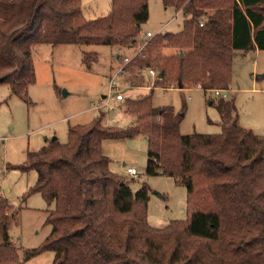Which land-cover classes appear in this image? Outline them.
Masks as SVG:
<instances>
[{
    "label": "trees",
    "instance_id": "obj_1",
    "mask_svg": "<svg viewBox=\"0 0 264 264\" xmlns=\"http://www.w3.org/2000/svg\"><path fill=\"white\" fill-rule=\"evenodd\" d=\"M162 3L185 15L183 28L144 41L123 68L134 86L153 67L155 87L228 88L236 52L264 50V0ZM148 19V0H111L110 12L95 19L85 17L81 0H0V84L28 102L35 46L129 48ZM167 48L176 52H163ZM97 58L85 53L86 68ZM217 108L220 133L183 135V115L154 106L151 91L129 100L126 112L135 121L127 128L104 126L100 113L90 123L69 126L66 142L55 139L29 151L26 164L17 167L37 173L26 195L43 197L51 232L20 255L9 234L16 212L0 194V264H24L46 251L55 253L52 264H264V135L239 124L234 100L221 99ZM135 136L146 139V173L186 187V219L152 226L151 188L144 184L133 192L111 171L103 141Z\"/></svg>",
    "mask_w": 264,
    "mask_h": 264
},
{
    "label": "rangeland",
    "instance_id": "obj_2",
    "mask_svg": "<svg viewBox=\"0 0 264 264\" xmlns=\"http://www.w3.org/2000/svg\"><path fill=\"white\" fill-rule=\"evenodd\" d=\"M81 1L87 19L105 16L111 10V0ZM148 5L149 19L140 26L136 45L117 48L97 44H40L33 48L36 80L29 87L28 102L11 95L8 85L0 84V194L16 212L9 234L20 255L24 249L39 247L50 234L51 225L45 223L48 206L43 197L39 193L26 195L35 184L37 173L22 171L17 166L26 164L29 151H37L55 139L66 142L71 125L90 123L104 113V126L127 128L135 121L126 112L129 100L145 97L152 91L154 106H172L175 113L183 115L179 126L183 135L220 133L221 115L217 105L221 99L234 100L241 126L264 135V50L236 52L226 98L205 93L200 87H155L156 78L146 70L135 86L124 73H118L123 61L118 54L132 58L147 40V31L155 35L176 33L183 28L182 12L177 14L175 8L165 7L162 0H148ZM87 52L98 56L90 69L83 62ZM163 52L176 50L167 48ZM112 79L117 83L116 89L124 94L121 102L113 96L115 91L110 90ZM102 151L111 160V171L129 182L133 192L144 184L151 188L147 214L152 226L165 227L172 220L187 218L186 187L173 177L146 173L148 155L144 137L108 139L103 141ZM124 163L126 167H135L139 177L127 174ZM54 258V252L46 251L24 264H52Z\"/></svg>",
    "mask_w": 264,
    "mask_h": 264
},
{
    "label": "built area",
    "instance_id": "obj_3",
    "mask_svg": "<svg viewBox=\"0 0 264 264\" xmlns=\"http://www.w3.org/2000/svg\"><path fill=\"white\" fill-rule=\"evenodd\" d=\"M203 24H204V21H200L199 25L203 26ZM155 35L152 32H147L146 33V38H147V40H149L152 37H154ZM130 59L131 58H127V57L123 58V61H122L121 67L118 70V73L119 72L124 73V69L123 68L130 61ZM146 71L148 72L149 75L153 76L154 78H157V73L152 68H147ZM109 87H110L111 91H115L113 96L115 97L116 100H123L124 99V94L122 92H120L119 89H116L117 88V83H116V81L114 79H112L110 81ZM229 91H230V87L224 88V89L216 88V89L210 90V92H212L214 95L220 96L222 98L228 97V92ZM126 171L133 177H137L138 178L139 175H140V173L137 171V169L135 167H127Z\"/></svg>",
    "mask_w": 264,
    "mask_h": 264
},
{
    "label": "crops",
    "instance_id": "obj_4",
    "mask_svg": "<svg viewBox=\"0 0 264 264\" xmlns=\"http://www.w3.org/2000/svg\"><path fill=\"white\" fill-rule=\"evenodd\" d=\"M179 12H181V11L179 10L177 14H179ZM161 29H162V28H161ZM161 29H160V30H161ZM147 32H151V31H147ZM147 32H146V33H147ZM157 33H158V32H157ZM256 50H258V49H256ZM117 57L119 58V54H118ZM125 57H127V56L124 55L123 58H125ZM127 58H128V57H127ZM121 60H123V59H121ZM231 91H232V90H231ZM123 100H124V99H123ZM121 101H122V100H118V102H121ZM100 106H101V105H100ZM98 108H99V106H98ZM138 137H143V136H138ZM123 167H124L125 172H126L127 174H129V173L126 171V168H127V167H133V166H127V167H126V164L124 163V164H123ZM129 175H130V174H129ZM130 176H131V175H130ZM4 197H5V196H4ZM5 198H6V197H5ZM7 200H8V199H7ZM8 201H9V200H8ZM9 203H10V201H9ZM10 204H11V203H10ZM12 210H13V208H12V205H11V211H12Z\"/></svg>",
    "mask_w": 264,
    "mask_h": 264
}]
</instances>
